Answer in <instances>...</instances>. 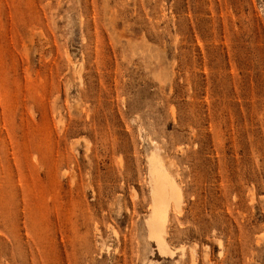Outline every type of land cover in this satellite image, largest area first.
<instances>
[{"label": "rangeland", "instance_id": "1", "mask_svg": "<svg viewBox=\"0 0 264 264\" xmlns=\"http://www.w3.org/2000/svg\"><path fill=\"white\" fill-rule=\"evenodd\" d=\"M0 264H264V0H0Z\"/></svg>", "mask_w": 264, "mask_h": 264}, {"label": "bare ground", "instance_id": "2", "mask_svg": "<svg viewBox=\"0 0 264 264\" xmlns=\"http://www.w3.org/2000/svg\"><path fill=\"white\" fill-rule=\"evenodd\" d=\"M146 163L149 207L147 215L141 221L139 234L145 245L153 243L160 254H169L164 230L169 213L173 207H179L181 193L156 153L146 155Z\"/></svg>", "mask_w": 264, "mask_h": 264}]
</instances>
